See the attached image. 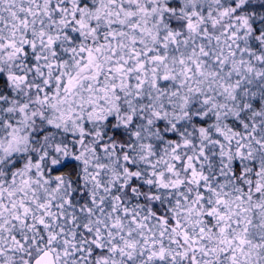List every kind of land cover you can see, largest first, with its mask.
Listing matches in <instances>:
<instances>
[{
    "label": "snow or ice",
    "instance_id": "1",
    "mask_svg": "<svg viewBox=\"0 0 264 264\" xmlns=\"http://www.w3.org/2000/svg\"><path fill=\"white\" fill-rule=\"evenodd\" d=\"M0 264H264V0H0Z\"/></svg>",
    "mask_w": 264,
    "mask_h": 264
}]
</instances>
